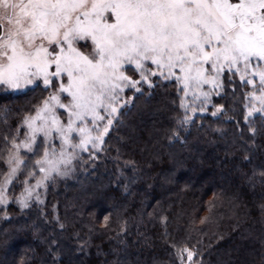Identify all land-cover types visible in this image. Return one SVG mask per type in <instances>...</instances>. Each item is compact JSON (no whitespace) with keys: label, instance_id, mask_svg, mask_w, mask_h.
<instances>
[{"label":"trees","instance_id":"16d2710c","mask_svg":"<svg viewBox=\"0 0 264 264\" xmlns=\"http://www.w3.org/2000/svg\"><path fill=\"white\" fill-rule=\"evenodd\" d=\"M221 81L186 119L177 81L152 76L126 91L101 148L28 207L15 182L0 207V264H264V108L245 119L248 83L228 71ZM42 97L0 91V179Z\"/></svg>","mask_w":264,"mask_h":264},{"label":"snow or ice","instance_id":"6c2138e0","mask_svg":"<svg viewBox=\"0 0 264 264\" xmlns=\"http://www.w3.org/2000/svg\"><path fill=\"white\" fill-rule=\"evenodd\" d=\"M107 12L114 22L106 18L101 22ZM87 39L94 45L90 55L73 47L75 41ZM53 45L58 52L49 51ZM146 62L155 65L156 71ZM125 65L133 66L140 80L125 75L121 71ZM53 66L55 70L49 71ZM226 70L242 72L241 81L249 84L255 82L246 80L247 75L258 76L262 95H249L264 105V0H0V87L19 91L42 78L48 88L62 74L68 78L67 85L60 83L43 100L35 115L24 119L30 130L27 142L13 144L17 150L22 147L34 153L39 133L41 143L50 145L43 158L35 161L44 176L34 188L52 172L66 174L59 170V164L71 163L65 146L99 149L113 121L108 119L102 129L99 122L117 113L114 102L125 88L139 92L141 81L162 76L177 81L185 97L191 93L194 100L200 96L207 100L210 93L201 91L202 86L222 88ZM61 93L71 97L68 104L61 102ZM180 106L188 104L182 101ZM57 107L68 112L66 126L56 114ZM77 121L81 126H74ZM93 130L98 134L93 136ZM53 131L62 142L58 159L51 146ZM73 133L81 137L79 143H72ZM13 160L17 167L8 173L5 185L12 183L24 163L15 155L9 163ZM34 188L25 192L31 196ZM4 190L0 188V203L6 202ZM20 203L28 207L25 199ZM183 251L191 261L194 254Z\"/></svg>","mask_w":264,"mask_h":264},{"label":"rangeland","instance_id":"374dc122","mask_svg":"<svg viewBox=\"0 0 264 264\" xmlns=\"http://www.w3.org/2000/svg\"><path fill=\"white\" fill-rule=\"evenodd\" d=\"M105 18H106V22H108V23L114 22V17L111 15L110 12L105 13L104 17L101 18L102 23L105 22ZM73 47H75L79 52L83 53L84 55H90L93 51L94 45L90 39H87V40L75 41L73 43ZM53 49H55L56 52L59 51L58 46L53 45V46L49 47V51H53ZM90 58H91V56H90ZM146 67H148L149 69H151L153 71H156V66L152 65L150 62H146ZM54 70H55L54 66L49 69V71H54ZM121 71H123L124 74L129 76L132 80H140V75L138 72L134 71L135 76H132L130 74V71L133 72V66L125 65L124 68L121 69ZM232 72H235V71L233 70ZM235 73L238 75L239 78H240L241 74H243L242 72H235ZM177 74L179 75L178 72H177ZM151 77L152 76H149L148 79ZM160 77H162V76H160ZM247 79H252L255 82L254 84L248 83V85L250 87L249 94H253L254 96L262 95V93L260 91L259 77L256 75H247L246 80ZM221 80H222V77H221ZM141 82H144V81H141ZM60 83H64L65 85H67L68 78L66 75L62 74L60 78L54 79L53 85L49 86L48 88H45V86L43 84V80L41 78V79L37 80L35 85L28 86L27 88L19 90V91L5 90V88H3V87H0V91H6V92H11V93H20V92H25L28 89L38 87L43 92V97L40 100L39 105L36 107V109H37L38 107H40L42 105V102L44 99H46L51 94H53L57 91ZM140 84L137 85L138 88H139ZM178 86L181 87V85L179 83H178ZM128 89H130L132 91H136L135 89H132V88H125L123 92L119 93L117 101L114 102V106L117 108V113H114L111 116H107L103 111H101L102 115H106V119L104 121L99 122L101 129L103 128V126L105 124H107L108 119H112V121L114 123L115 120L118 118V115H119L120 111L122 110V108L127 104V102H129V97H127V95H126V91ZM219 90H220V88H214L210 84L209 85H203L201 91L210 93V96L207 100H205L203 96H200L199 99L194 100L191 93H189V95L187 97H185L184 93L182 92V101L188 104L187 108H183L185 110V112L187 113V117H193V115H195V114H201V113L206 112L207 109L212 105V97L214 95H216ZM253 95H248V100H247L245 107H244L245 108V119L250 118L251 116H253L256 113H260L264 108V105H261L259 100L254 99ZM60 97H61V102L65 103V104H68L69 101L71 100V97L67 93H61ZM105 102L107 103V101H105ZM219 108H220L219 106L213 107L212 112L213 113L218 112L220 110ZM36 109L34 110L33 113L27 115L26 117H30V116L35 115ZM55 111H56V114L61 121V124L66 126L67 121H68V112L65 109H60L59 107H57L55 109ZM24 119H23V122H24ZM86 119H87L89 128H91L92 127V125L90 123L91 118L88 117ZM23 122H22V130L23 131L21 134H17L16 138L12 140V142L10 144L9 151H8L6 158H5L6 170L0 179V188L5 189L2 192V196L6 202L0 203V207H3L10 200L11 195H12V187L15 184V182L20 183L19 189H17V191L13 194L15 200L19 204H21L20 200L23 198V199H25V202L27 203L29 199L33 198L34 196H36V194H38L37 191H40L38 189H40V188L44 189L45 188L48 181H51L55 177H62V176L64 177V176H67L69 173H72L74 171L75 165L79 163V161L82 159L83 155L91 156V155L95 154V152L98 151L102 146V144H101L99 146V149H96V148H93L91 145H88L87 151L81 150L79 148L73 149L70 145L65 146L67 153L71 154V163L59 164V170L61 173H66V174L58 175L56 172H52L49 179L44 180L40 187L34 188V186L36 185V182L38 180H41L44 176V173L39 171L40 166L36 165L35 161L43 158L44 152L49 149L50 145H49V143H41L42 136H41V134L37 133V144L39 145V147L37 148L34 145V153H30V152H28L27 149L22 148V147L19 150L14 148L13 147L14 143L19 144L21 142H27L28 133L30 132V130L27 128V125H25ZM39 123L40 122L37 121V124H39ZM113 123H112V125H113ZM112 125L110 126V128L112 127ZM74 126L75 127L81 126V122L77 121L76 125H74ZM91 134L93 136H95L98 133L95 130H93ZM105 136H104V138H105ZM71 139H72V143H79V140L81 139V137H79V135L77 133H73ZM50 140H51V146H54L56 148V153H57L56 159H58L60 147H61V143H62L60 138H59V134L56 133L55 131H53ZM14 155L17 156L19 159L23 160L24 163H21L18 166L17 174L15 177L12 178V183L5 185L4 182H5V179L8 177V173L11 171V169L13 167H17L14 160L11 163H9V161L12 160V157ZM49 159H54V157L49 156ZM43 166L47 167L46 165H43ZM29 173H34V175H29ZM32 177H34V178H32ZM28 188H34L31 196H29L28 193L25 192V189H28Z\"/></svg>","mask_w":264,"mask_h":264}]
</instances>
